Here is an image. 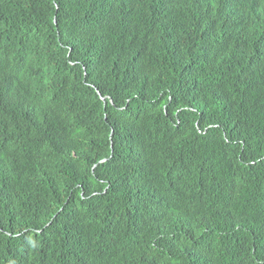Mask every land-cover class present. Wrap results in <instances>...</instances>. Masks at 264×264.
Returning a JSON list of instances; mask_svg holds the SVG:
<instances>
[{
  "label": "trees",
  "instance_id": "1",
  "mask_svg": "<svg viewBox=\"0 0 264 264\" xmlns=\"http://www.w3.org/2000/svg\"><path fill=\"white\" fill-rule=\"evenodd\" d=\"M0 264H264V0H0Z\"/></svg>",
  "mask_w": 264,
  "mask_h": 264
},
{
  "label": "water",
  "instance_id": "2",
  "mask_svg": "<svg viewBox=\"0 0 264 264\" xmlns=\"http://www.w3.org/2000/svg\"><path fill=\"white\" fill-rule=\"evenodd\" d=\"M102 100L104 101V98H102Z\"/></svg>",
  "mask_w": 264,
  "mask_h": 264
},
{
  "label": "bare ground",
  "instance_id": "3",
  "mask_svg": "<svg viewBox=\"0 0 264 264\" xmlns=\"http://www.w3.org/2000/svg\"><path fill=\"white\" fill-rule=\"evenodd\" d=\"M105 100V99H104Z\"/></svg>",
  "mask_w": 264,
  "mask_h": 264
}]
</instances>
